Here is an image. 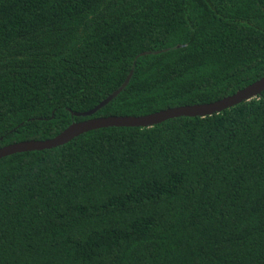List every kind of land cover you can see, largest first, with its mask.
<instances>
[{
  "label": "trees",
  "instance_id": "trees-1",
  "mask_svg": "<svg viewBox=\"0 0 264 264\" xmlns=\"http://www.w3.org/2000/svg\"><path fill=\"white\" fill-rule=\"evenodd\" d=\"M205 104L264 76V0H0V147ZM0 264H264V91L205 117L0 159Z\"/></svg>",
  "mask_w": 264,
  "mask_h": 264
},
{
  "label": "water",
  "instance_id": "water-1",
  "mask_svg": "<svg viewBox=\"0 0 264 264\" xmlns=\"http://www.w3.org/2000/svg\"><path fill=\"white\" fill-rule=\"evenodd\" d=\"M129 77L130 73L115 91L91 110L71 113L73 116L83 118L82 120L70 123L59 134L50 139L27 140L0 147V159L15 153L50 149L65 144L78 135L94 129L107 127L146 128L173 118L210 116L238 103L255 98L264 91V76H262L232 95L210 103L176 106L141 116L90 117L107 105L126 86Z\"/></svg>",
  "mask_w": 264,
  "mask_h": 264
}]
</instances>
